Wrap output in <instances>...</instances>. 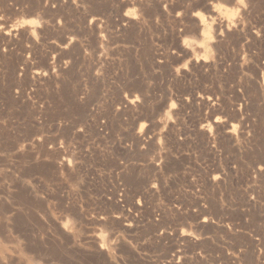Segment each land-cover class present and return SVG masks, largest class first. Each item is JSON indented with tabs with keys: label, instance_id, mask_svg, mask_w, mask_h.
Returning <instances> with one entry per match:
<instances>
[{
	"label": "rangeland",
	"instance_id": "374dc122",
	"mask_svg": "<svg viewBox=\"0 0 264 264\" xmlns=\"http://www.w3.org/2000/svg\"><path fill=\"white\" fill-rule=\"evenodd\" d=\"M0 264H264V0H0Z\"/></svg>",
	"mask_w": 264,
	"mask_h": 264
},
{
	"label": "clouds",
	"instance_id": "9594fccd",
	"mask_svg": "<svg viewBox=\"0 0 264 264\" xmlns=\"http://www.w3.org/2000/svg\"><path fill=\"white\" fill-rule=\"evenodd\" d=\"M238 3L240 4L241 7H243L244 0H238ZM236 15H239V10H237Z\"/></svg>",
	"mask_w": 264,
	"mask_h": 264
}]
</instances>
